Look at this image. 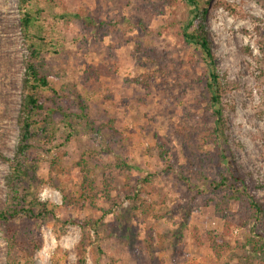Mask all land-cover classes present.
I'll list each match as a JSON object with an SVG mask.
<instances>
[{"label":"rangeland","instance_id":"obj_1","mask_svg":"<svg viewBox=\"0 0 264 264\" xmlns=\"http://www.w3.org/2000/svg\"><path fill=\"white\" fill-rule=\"evenodd\" d=\"M55 2L78 17L63 24V48L49 53L50 62L58 81L82 94L92 126L72 116L71 140L59 146L64 152L42 156L36 166L42 182L32 196L54 208L57 219L37 226L42 247L33 264H78L83 231L66 222L100 218L99 237L88 230L86 264H264V221L249 215L243 201L205 194L219 179L221 146L232 153L247 192L264 204V0H211L203 20L225 87V137L212 131L209 66L192 67L202 53L182 36L194 10L187 0ZM26 58L19 0H0V211L10 171L3 159H13L19 141ZM98 65L107 75L85 82V72ZM144 75L152 77L144 83ZM56 118L59 145L70 130ZM180 124L192 132L190 141L177 132ZM92 149L99 162L87 163L97 196L83 208L68 206L64 196L77 200L79 164ZM128 182L138 195L132 200L123 188ZM32 223L10 228L29 236ZM3 227L0 264H8Z\"/></svg>","mask_w":264,"mask_h":264},{"label":"trees","instance_id":"obj_2","mask_svg":"<svg viewBox=\"0 0 264 264\" xmlns=\"http://www.w3.org/2000/svg\"><path fill=\"white\" fill-rule=\"evenodd\" d=\"M187 2L194 7V10L190 9L192 17L183 27L182 36L189 46L194 47L196 51L200 50L202 53L201 61H198L196 57L191 59L192 67H195L199 62L209 66V81L207 82L209 96L206 101L214 117L212 131L217 137H225L226 129L220 96L225 87L222 86L219 74L213 69L215 57L203 26V20L211 0H187ZM45 5H50L52 11L46 10ZM19 10L27 58L25 60L22 102L18 118L19 141L13 159H3L9 165L10 171L7 176L6 208L0 211V223L4 225L3 232L8 244V264H33L35 252L42 247L41 236L36 231L37 226L41 222L46 223L50 219H57L54 208H49L46 203H40L35 195L32 196L39 191L42 182L36 173V166L42 161V156L51 153L57 156L64 152L59 146L64 148L71 140L69 137L74 133L70 120L72 116L83 119L88 127H91L92 124L88 119L87 107L82 94L78 89H72L58 81L60 76L55 70L57 66L51 64V56H49V53L58 54L63 48V24L67 23L69 18H77L78 15L63 13L61 5L56 4L55 0H19ZM107 70L108 68L101 65L91 67L85 72L83 79L85 82L95 81L101 76H106ZM143 77H145L144 83H146V80L152 76L144 75ZM74 109L77 110V113ZM57 116L63 118L65 128L70 130L66 140L59 145L56 144L60 132ZM177 129V132L183 136L184 142L191 140L192 132L190 129L183 124H180ZM216 150L217 161L222 170L219 172V179L213 180L209 184L205 194L218 195L214 200L222 197V202L226 201L227 203L230 199L243 201L245 206L247 205L253 211L248 209L249 215L253 213L252 215L257 220L264 221V204L259 198L251 196L247 192L246 185L239 176V169L235 165L232 153H228L221 146H217ZM97 154L98 152L92 149L88 151L87 159L84 158L80 162L79 166L83 175L79 195L77 200L70 198L71 196L68 194L66 197L64 196L66 205L70 206L74 203L77 207L83 208V203L93 201V198L97 196L96 184L90 176L93 168L87 163V160L93 161L95 159L98 163ZM161 157L164 158L163 154ZM56 159H58L57 163H60V157ZM99 167H103V165ZM143 181L149 182L148 178ZM108 185L110 183L106 182L105 189L108 197H110ZM123 188L128 199L132 200L138 197L130 182L124 184ZM26 219L33 221L34 231H31L29 236L26 232L22 234L20 230L10 228V224L23 222ZM103 220L100 218L96 221L72 220L66 222L80 225L83 231L77 247L78 264L87 263L86 245L90 243L88 230H93L99 237L100 225ZM91 245H93L92 241ZM96 248L98 251H102L101 248Z\"/></svg>","mask_w":264,"mask_h":264}]
</instances>
